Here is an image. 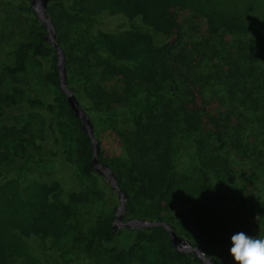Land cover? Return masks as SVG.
Here are the masks:
<instances>
[{"label":"trees","instance_id":"16d2710c","mask_svg":"<svg viewBox=\"0 0 264 264\" xmlns=\"http://www.w3.org/2000/svg\"><path fill=\"white\" fill-rule=\"evenodd\" d=\"M5 1L18 7L31 28L27 42L13 49L5 74L16 79L38 63L36 79L54 96L49 109L72 126L60 141L63 153L71 149L73 177L88 182L91 195L111 208L87 231L75 230L71 264L88 262L99 247L115 264H203L176 252L164 228L113 232L118 197L92 167V142L59 87L46 28L31 0ZM48 14L66 56L67 85L91 118L100 161L128 196L124 222H166L215 264H233L228 249L234 233L264 236V0H53ZM42 61H49V69ZM117 79L121 88L106 89ZM25 93L11 86L0 98V193L20 187L22 179L43 191L40 201L58 238L81 207L75 202L83 192L65 171L66 156L48 166L38 157L47 155L45 127L23 135L8 125L14 115L45 107L40 98L24 101ZM102 130L120 142L123 159L105 156ZM8 140L22 156L10 157ZM10 230L24 240L33 234ZM48 235L51 243L40 248L39 260L66 264L61 261L67 252L52 254L56 241ZM21 261L12 252L2 264Z\"/></svg>","mask_w":264,"mask_h":264},{"label":"rangeland","instance_id":"374dc122","mask_svg":"<svg viewBox=\"0 0 264 264\" xmlns=\"http://www.w3.org/2000/svg\"><path fill=\"white\" fill-rule=\"evenodd\" d=\"M182 18L187 19V14H183ZM202 26L205 30L206 26L204 22H202ZM63 29L65 31V28ZM30 31V24L21 15L18 7L9 4L5 0H0V98L11 86H16L22 88L26 92L24 101L40 98L45 102V107L38 108L39 111L37 113L14 115V117L10 119L8 125L21 133L22 131L26 132L23 135L31 134L35 131L36 127H45L46 131L49 133L48 137L50 139L45 146L47 155L41 153L38 157L48 166L51 161L59 162L60 154L66 156L65 163L68 167H66L65 171H67L66 173L70 176L72 183H74L73 186H76L77 190L79 189V193H83L75 202L81 205L79 209L75 210L76 216L71 215L67 220V225L64 226L57 238L56 234L58 233V229H55L56 227L54 226L51 214L44 213L48 212V208L43 207V203L40 201L43 191L34 188L29 183L23 182L25 179L21 180L20 187H7L2 194L0 193V264H2L3 258L12 254V252H17L22 255V261L19 264H46V261L42 262L39 260V255L40 248L48 247L51 243L50 237H48L50 232L54 235L56 241L55 249L52 251V254L62 256L67 252L68 255H66V260L61 261V263L71 264L73 261L71 257L74 258L73 255H70V251H72L73 248L71 240L75 230L87 231L100 214L109 213L111 208L91 195V191H88V182H82L79 181L78 178L73 177L72 172H75V168L68 160L71 149L69 148L67 150V155L63 153L62 149H64V147L61 145L60 141L61 137L69 135L68 131L72 129V126L67 123L63 115H57L55 109L53 111L49 109V105L55 107L54 96L51 89L45 86L43 80L36 79L38 63L33 62L28 72L24 76L22 75L16 79L9 78L4 72L7 66L13 64V49L17 45L27 42ZM70 37L71 36H68V41H70ZM41 63L40 65H43L45 69H49V61H42ZM117 80L118 81L115 80L110 84L107 83L106 85L110 86H106V89L114 88L115 86L116 89L121 88L122 84L119 82V79ZM61 129L63 132L62 136L60 135ZM100 134L102 143L101 148L105 156L108 158L123 159L125 154L117 138L109 131L105 132L102 130ZM5 146L9 148V150L6 151L11 152V154L9 153L10 157L14 158L17 155L22 156L21 150L11 149L13 146H18L16 142L8 140ZM43 163L39 162L41 168H45ZM32 178L35 179V181H39L37 175ZM37 185H40V181ZM257 191V189L250 187V192H252L253 195L257 196ZM69 197L70 196L63 197L64 201L69 202ZM13 227L21 228L27 233H33L30 235L32 237L28 240H24L13 236L10 230ZM94 255L92 259L84 264H115L111 255L100 247L97 249V254ZM145 264L165 263H154L152 260H146Z\"/></svg>","mask_w":264,"mask_h":264},{"label":"water","instance_id":"95a60500","mask_svg":"<svg viewBox=\"0 0 264 264\" xmlns=\"http://www.w3.org/2000/svg\"><path fill=\"white\" fill-rule=\"evenodd\" d=\"M52 1L53 0H31L30 6L36 17L40 20L41 24L46 28L47 34L45 40L56 51L57 69L59 73V87L61 91L66 95L67 101L71 109L75 113V117L81 122L84 133L90 138L92 142L94 151V156L91 163L92 167L102 178H104L108 182L112 190L117 194L119 206L115 214L114 223L112 225L113 232L124 229L133 231L150 228H164L169 233L172 245L176 252L195 256L197 259H200L203 264H215L214 260L206 256L205 252L202 249L194 247L189 241L180 237L176 233V231L166 222H150L147 220H132L129 222H124V216L127 211L126 202L128 196L122 191L113 170L101 163L100 145L98 140L96 139L91 118L89 114L82 109L76 95L67 85L65 67L66 56L57 41L56 28L48 14V8Z\"/></svg>","mask_w":264,"mask_h":264},{"label":"clouds","instance_id":"9594fccd","mask_svg":"<svg viewBox=\"0 0 264 264\" xmlns=\"http://www.w3.org/2000/svg\"><path fill=\"white\" fill-rule=\"evenodd\" d=\"M228 253L233 264H264V236L254 237L243 231L234 233Z\"/></svg>","mask_w":264,"mask_h":264}]
</instances>
